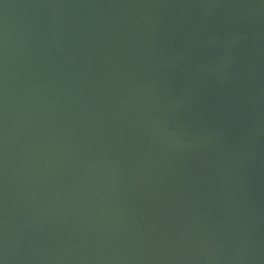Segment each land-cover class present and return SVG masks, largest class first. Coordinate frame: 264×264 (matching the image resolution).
I'll use <instances>...</instances> for the list:
<instances>
[{
	"label": "water",
	"instance_id": "95a60500",
	"mask_svg": "<svg viewBox=\"0 0 264 264\" xmlns=\"http://www.w3.org/2000/svg\"><path fill=\"white\" fill-rule=\"evenodd\" d=\"M0 264H264V0H0Z\"/></svg>",
	"mask_w": 264,
	"mask_h": 264
}]
</instances>
